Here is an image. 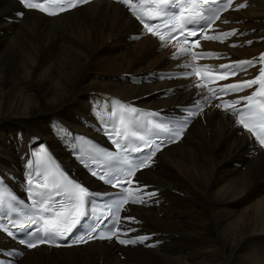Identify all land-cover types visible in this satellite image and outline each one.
Here are the masks:
<instances>
[{
    "label": "bare ground",
    "instance_id": "1",
    "mask_svg": "<svg viewBox=\"0 0 264 264\" xmlns=\"http://www.w3.org/2000/svg\"><path fill=\"white\" fill-rule=\"evenodd\" d=\"M250 2L252 8L238 19L247 20L244 27L255 29L251 39H257L264 29V0ZM17 9L13 0H0L1 169L22 166L31 136L46 140L66 158L56 137L76 126L88 132L81 121L89 92L131 101L183 85L136 87L119 79L160 70L167 54L157 52V42L149 38L127 41L138 29L117 5L98 0L57 18L26 12L21 21L8 23L6 17ZM261 48L235 52L251 56ZM190 94L143 104L165 108ZM248 145L230 119L208 111L205 123L195 121L183 143L157 156L154 171L142 172L168 203L134 212L146 222L145 230L162 234L158 239L165 242L159 249L128 248L123 250L126 259L120 260L106 243L40 248L27 252L19 264H264V153L247 158Z\"/></svg>",
    "mask_w": 264,
    "mask_h": 264
},
{
    "label": "snow or ice",
    "instance_id": "2",
    "mask_svg": "<svg viewBox=\"0 0 264 264\" xmlns=\"http://www.w3.org/2000/svg\"><path fill=\"white\" fill-rule=\"evenodd\" d=\"M120 2L129 7L133 16L143 25L146 32L158 37L163 46L169 45L173 40L176 41L172 45L176 49L172 54L173 59L187 56L193 61L192 63H185V67L190 68V71L185 72L183 75L187 78L194 76L196 82L193 87L201 89V92L198 94L200 100L194 104L198 111L189 112L188 115L196 116L198 113H203L205 105L213 106V100H221L223 96L236 95L235 99L216 103L214 107L221 109L226 114L235 116L236 124L248 131L255 137L259 146L264 148V66L259 68L258 75L253 78L242 79L238 82L221 85L218 88L208 87V83L228 80L230 77L235 76L238 71H247L248 68L255 67L258 62L264 64V54L259 57L258 61L253 58L252 60L233 62L235 68L232 65H222V68H227L229 71L219 72L209 66H204L202 69L194 63L198 58H211L218 56V54L210 52L196 53L191 50L198 46L199 38L190 41L189 37L198 34L195 30L187 28V26L196 23L200 19H207L214 23L220 18V13L226 11L230 6V0H226L224 7H220V0H187V2H184V0H140L139 4H133L131 0H120ZM19 3L24 9L36 10L48 16H56L79 5L87 4L89 0H19ZM144 5H149V7L145 8ZM238 7L244 8L246 5L240 4ZM17 15L23 17L24 13L18 12ZM153 20L158 22L151 23ZM159 21H163V23ZM227 22V20L224 21V23ZM186 28L187 31L185 32ZM200 35L203 39L215 38L221 39V42H223L222 37L235 35V31L224 32L221 37H211L203 33ZM190 44L191 48L188 47ZM249 89H252L250 94L246 96L238 95ZM115 103L119 105L122 113L127 114V118L124 115L119 117L120 127L113 129L116 137L112 140L115 145V153L94 146L95 156L90 158L95 159L102 156L109 164L107 170L102 173L93 169L90 174L112 188L119 189V192L114 200L106 203L107 214L98 216L96 221L89 225L84 235L78 236L72 240L71 244L66 245L69 247L74 244L87 243L94 239L112 240L116 238L121 245L144 243L149 239L147 236H139L136 239H121L118 235L119 233L127 236L129 231L135 230L122 228L120 226L121 219L140 223L132 216L121 217L120 213L124 206L129 203L143 204L145 203V195L149 198L157 195L154 191H147L146 185L141 186L138 181L133 179L138 171L151 166L153 157L156 152L161 150L165 142L164 139L160 140L159 143L150 142V139L146 138V134L153 133L156 136L164 134L166 140L172 141L173 138L178 139L187 127V120H156L142 124L137 119L139 110L136 107L124 105L119 101ZM240 105L243 106L238 107ZM110 114L116 116V110L112 109ZM150 115L153 117L159 116L158 113H151ZM148 124L151 125V128L147 126ZM122 153H127V155H121ZM133 154H141V156ZM84 166L88 167L89 165L85 162ZM27 167L29 169L33 167L31 161L27 162ZM38 175L43 176V181L37 180L34 189L32 187L33 181L31 179L28 181L30 186L29 198L31 200L30 212H24L22 209L17 210L15 196L10 197L9 210L16 212L17 216H24V219L16 223L15 226L29 237L28 239L21 238L19 243L29 249L42 244L60 247L61 245L55 241L57 239H67V235L87 217L88 204L100 194L91 191L81 182L70 179L62 172L57 173L51 169H46L44 173ZM134 183L137 186L132 188L131 186ZM53 191L56 196H62L63 198L53 202L51 195ZM54 203L58 204L59 207H54ZM3 206L4 196L0 195V208H3ZM109 220L111 224L106 225L107 231H99L101 225ZM33 228L34 231L31 230ZM0 231L14 237V234L3 225H0Z\"/></svg>",
    "mask_w": 264,
    "mask_h": 264
},
{
    "label": "rangeland",
    "instance_id": "3",
    "mask_svg": "<svg viewBox=\"0 0 264 264\" xmlns=\"http://www.w3.org/2000/svg\"><path fill=\"white\" fill-rule=\"evenodd\" d=\"M56 116V113H55V115H54V117ZM197 129V125L195 126V129H194V131Z\"/></svg>",
    "mask_w": 264,
    "mask_h": 264
}]
</instances>
